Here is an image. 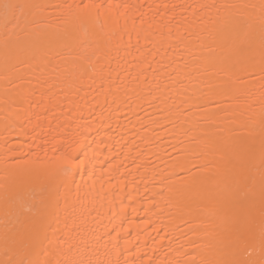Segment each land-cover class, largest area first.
I'll list each match as a JSON object with an SVG mask.
<instances>
[{"label":"bare ground","instance_id":"obj_1","mask_svg":"<svg viewBox=\"0 0 264 264\" xmlns=\"http://www.w3.org/2000/svg\"><path fill=\"white\" fill-rule=\"evenodd\" d=\"M0 264H264V0H0Z\"/></svg>","mask_w":264,"mask_h":264},{"label":"snow or ice","instance_id":"obj_2","mask_svg":"<svg viewBox=\"0 0 264 264\" xmlns=\"http://www.w3.org/2000/svg\"><path fill=\"white\" fill-rule=\"evenodd\" d=\"M5 7L6 8H13V7H17V6L16 5L6 4ZM77 147L79 148V142H77ZM68 159H69V164H68V167L65 169V171L67 173H71V171H72V162L73 161H76L77 165L84 163L83 160H77V158L71 153L69 154ZM41 242H42L41 233L38 231L33 236V243L38 246Z\"/></svg>","mask_w":264,"mask_h":264}]
</instances>
